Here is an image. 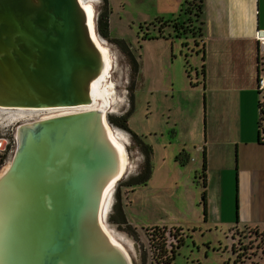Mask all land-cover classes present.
Returning a JSON list of instances; mask_svg holds the SVG:
<instances>
[{
  "label": "water",
  "instance_id": "water-1",
  "mask_svg": "<svg viewBox=\"0 0 264 264\" xmlns=\"http://www.w3.org/2000/svg\"><path fill=\"white\" fill-rule=\"evenodd\" d=\"M105 67L80 0H0V108L91 106ZM108 114L18 125L0 176V264H132L101 215L106 189L126 175Z\"/></svg>",
  "mask_w": 264,
  "mask_h": 264
},
{
  "label": "rangeland",
  "instance_id": "rangeland-1",
  "mask_svg": "<svg viewBox=\"0 0 264 264\" xmlns=\"http://www.w3.org/2000/svg\"><path fill=\"white\" fill-rule=\"evenodd\" d=\"M93 1L96 32L109 49L112 60L110 80L115 102L107 119L114 131H121L125 136L128 160L126 175L114 187L113 203L105 217L106 227L126 248L132 264H264V228H231L227 223L206 222L202 206L204 193L197 176L201 168H196L199 159L195 153L191 154L189 162L186 157L184 164L176 161L181 153L177 151V141H182L187 129L180 108H187L192 100L195 106L201 107L203 97H189L186 90L172 101L169 91L181 90L188 82L199 81L196 68H200L201 56L192 35L181 33L183 28L178 29L183 35L177 34L181 39L169 38L168 34L175 36V24L177 21L178 25L183 24L188 16L191 24L198 26V1L183 0L176 14L179 18L172 15L161 21L159 14L166 6L156 0H108L111 13L107 39L98 30V19L107 2ZM162 13V16L169 15ZM160 31L166 39H157ZM146 35L153 38H145ZM115 41L127 45L139 64L128 128L153 151L151 176L141 184L127 182L140 173L144 154L130 133L110 122V118H119L131 108L129 57ZM50 113L38 112L34 118ZM16 118L5 112L0 114V140L5 141L4 147L0 142L3 158L0 173L10 164L15 151V132L22 123ZM118 194L127 225L134 229L136 236L123 230L126 225L121 229L116 223L120 218L116 208ZM180 238L183 243L176 248Z\"/></svg>",
  "mask_w": 264,
  "mask_h": 264
},
{
  "label": "crops",
  "instance_id": "crops-1",
  "mask_svg": "<svg viewBox=\"0 0 264 264\" xmlns=\"http://www.w3.org/2000/svg\"><path fill=\"white\" fill-rule=\"evenodd\" d=\"M156 1L166 6L162 12L169 13L162 16L161 12V21L166 16L179 18L176 14L183 0ZM202 2L200 33L184 31L190 21L188 15L181 32L191 34L199 48L201 64L196 74L200 79L169 93L175 101L187 90L189 97L202 96L203 106H195L192 100L187 108H180L187 129L182 141H177V151L184 153L186 162L196 153L201 185L205 161L206 187L202 185V189L206 222L227 223L231 228H264V144L259 140L264 97L257 90L258 78L264 74V59L256 41L257 31L264 29V0ZM174 33L168 37L181 39L177 35L180 32ZM165 37L160 31L157 39ZM185 74L190 80L189 73Z\"/></svg>",
  "mask_w": 264,
  "mask_h": 264
},
{
  "label": "bare ground",
  "instance_id": "bare-ground-1",
  "mask_svg": "<svg viewBox=\"0 0 264 264\" xmlns=\"http://www.w3.org/2000/svg\"><path fill=\"white\" fill-rule=\"evenodd\" d=\"M80 1H81V4L83 5V7L85 8V10L88 14L89 24H90V28L92 30V33L94 34V39H95L96 43L98 44V46L103 51L104 56H105V60H106V67H105L104 72L102 73L101 77L97 81L94 82V84L92 86L93 87L92 95H93V100H94L93 105L82 106L79 108H55V109L52 108V109H48V110H40V109L35 110L34 109V110H30V111H24V110L5 111V108H3L4 110L0 109V114H2L3 112L8 113V114H12V117L13 116L17 117L16 119H18V122L25 123V122L34 121V120H43V119H47V118L62 116V115H66V114H70V113H74V112H78V111H84V110H92V109H100L101 108L106 112V114L108 112H112L114 110L112 108V105L115 102L114 101V89H113V83L110 80L111 70H112V60H111L110 52H109V49L107 48V46L104 44V42L98 37L97 33L94 32V28H95V25H94V23H95V9H94V5H93L94 1L93 0H80ZM38 112H39V114H40V112H43V113L44 112H51V113L46 117L36 119V118H34V116ZM113 130L114 129L112 127L108 128L109 135H110L112 141L114 142V144L117 146V148L121 154V171H120V176H121L122 174L125 175V173L127 171V167H128L127 152H126V148L124 145L125 136L122 134L121 131H117V132L115 131L114 132ZM1 145H2V147H4V143H1ZM8 167H9V165L7 167H5V169L0 173V176H2V174L7 170ZM116 184H117L116 181L112 182L104 193V202H103L102 210H101V215H102V218H104V219H105L106 215L109 213L110 208L112 206L113 191H114V187ZM103 227H104V230L106 231V233L111 238V240L114 243L121 246L122 248H124L126 253L129 255L126 248L119 242V240L116 239V237L106 227L105 223H104Z\"/></svg>",
  "mask_w": 264,
  "mask_h": 264
},
{
  "label": "trees",
  "instance_id": "trees-1",
  "mask_svg": "<svg viewBox=\"0 0 264 264\" xmlns=\"http://www.w3.org/2000/svg\"><path fill=\"white\" fill-rule=\"evenodd\" d=\"M105 1L107 2V6L105 7V11L99 16L98 30H99L100 35L103 38L107 39V38H109V15H110L111 11L109 8L108 0H105ZM197 1H198V4L196 5L197 12H198L197 18H199V22H198V20H196V21L198 22V24H197L198 26H196V24H194V25L191 24V22H192L191 18H190V21L187 22V25H186V27H187L186 30L190 33H194L195 35H198L201 31L202 23H201L200 17H201V13H202V9H203L202 0H197ZM168 23H170V22H168ZM175 27H176L177 32H179L178 29L183 28V24H181V25L175 24ZM188 32H186V33H188ZM145 38H153V37L146 35ZM115 42L120 45V47L124 50V52L129 57V62H130V66H131V73H132L131 74V86L129 88L131 108L125 115H123L119 118H110V122L112 124H114L115 126L121 128L122 130H125L128 133H130L132 135L134 141L136 142L137 146L140 148V150L144 154L145 160H144L143 165L141 166L140 173L136 177L132 178L131 180H129L127 182V184H129V185L134 184L135 182L141 184V183H145L146 180H148L151 176V172H152L151 171L152 170V165H151L152 148L149 145H146L144 143V141L142 140V138H140L138 135L132 133L128 128L129 117H130V115L134 109V105H133L134 96H133L132 90H133V87H134V84H135V81H136V78L138 75L139 64L137 62V59L133 55L132 51L130 50V48L127 45H124V44L121 45L120 43L122 41L121 42L115 41ZM260 111H261V119H263L264 118V103H261ZM183 156H184V153H180L179 156L176 158V160L179 161L180 163L184 164L185 161L183 160ZM2 163H3V158L0 159V166ZM205 171H206V164L204 161L203 167H202V178H203V184L202 185L204 187H206ZM117 198H118V201H117L116 208H117L118 215L120 216V218L116 221V223L119 225V227L121 229H122V227H121L122 225H126V227L123 228V230H125L131 236H136V232L134 231V229H132L130 226L127 225L125 215L123 214V211L121 209L122 205H121V200H120V194H118ZM202 204L204 206V214L206 215L205 195H204V199L202 201ZM182 243H183V239L180 238L178 240V244H177L176 248H179L182 245Z\"/></svg>",
  "mask_w": 264,
  "mask_h": 264
},
{
  "label": "built area",
  "instance_id": "built-area-1",
  "mask_svg": "<svg viewBox=\"0 0 264 264\" xmlns=\"http://www.w3.org/2000/svg\"><path fill=\"white\" fill-rule=\"evenodd\" d=\"M256 41L259 46L260 55L264 59V29H260L256 33ZM257 90L264 97V74L260 75L257 81ZM259 140L264 144V118L260 120ZM15 142V140H14ZM2 159V156H0Z\"/></svg>",
  "mask_w": 264,
  "mask_h": 264
}]
</instances>
